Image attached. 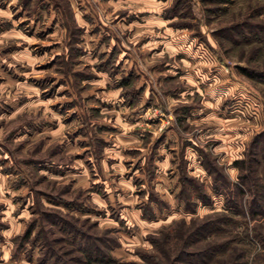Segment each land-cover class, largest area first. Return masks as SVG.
Listing matches in <instances>:
<instances>
[{
    "label": "rangeland",
    "instance_id": "1",
    "mask_svg": "<svg viewBox=\"0 0 264 264\" xmlns=\"http://www.w3.org/2000/svg\"><path fill=\"white\" fill-rule=\"evenodd\" d=\"M243 68L264 71V0H0V264H264Z\"/></svg>",
    "mask_w": 264,
    "mask_h": 264
},
{
    "label": "trees",
    "instance_id": "2",
    "mask_svg": "<svg viewBox=\"0 0 264 264\" xmlns=\"http://www.w3.org/2000/svg\"><path fill=\"white\" fill-rule=\"evenodd\" d=\"M243 70L250 76L252 77H256V78H259V77H262L264 76V71H249V69L247 68H243ZM246 163H247V159H242V160H237L235 162L236 166L240 167V168H243V167H247L246 166ZM247 175H241L240 176V180H241V183H239V186H238V190L239 192L241 193H244V186L247 185V179H246ZM213 189L214 191L218 192L219 191V186H217L216 184H213ZM257 204V203H256ZM229 208H227L228 210H232L233 207H231V205H227ZM233 212V211H231ZM226 215H228V213H224ZM231 219V218H229ZM232 220V219H231ZM207 222V221H206ZM214 225H210V223H205L203 225H201L197 230H208L209 231V227H212ZM218 229V228H216ZM213 230V229H210V231ZM205 233V232H204ZM32 234V226L28 227V229L26 230L25 232V237L26 238H29ZM206 236L208 233H205ZM190 235H192V233H190ZM258 236L260 237V239L264 242V236H260L258 234ZM219 247H224V244L221 245H217V246H214V247H210L206 250H203V251H187V252H184L182 253V255H188L190 256L191 258L193 259H190L189 262L190 264H207L208 260L209 262L210 261H213L216 259V257L220 254V251L217 250V248ZM228 247V246H226ZM96 248V252L98 253L97 254V260L98 262L100 263H109V262H114L116 261V258L112 255L111 251H103L102 248H100L99 246H95ZM87 255H88V258L91 259V257H93L94 253L93 252H89L87 251ZM180 255V256H182ZM96 256V255H95ZM92 260H90L91 262ZM58 264V263H57ZM61 264H65V263H61Z\"/></svg>",
    "mask_w": 264,
    "mask_h": 264
}]
</instances>
